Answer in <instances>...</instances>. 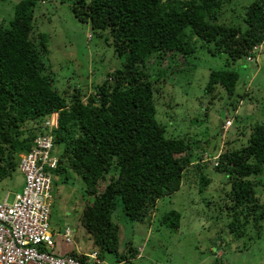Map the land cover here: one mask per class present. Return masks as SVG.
<instances>
[{
  "label": "trees",
  "instance_id": "trees-1",
  "mask_svg": "<svg viewBox=\"0 0 264 264\" xmlns=\"http://www.w3.org/2000/svg\"><path fill=\"white\" fill-rule=\"evenodd\" d=\"M46 1L20 0L8 27L0 26V182L17 171L20 155L31 151L44 133L43 123L57 112L58 128L51 134L58 165L52 174L66 181L72 171L82 180L85 204L79 220L93 239L91 252L101 261L112 256L107 264H131L139 253L128 242L127 251L119 254L120 230L112 220L116 208L121 207L126 222L143 224L157 200L178 192L194 157L189 142L168 138L156 120L159 89L149 60L160 62L177 53L184 59L200 43L212 56L242 61L264 43V0L245 6L244 30L218 23L220 9L232 0H58L70 2L74 17L93 33H106L122 60L85 104L78 91L68 102L43 74L47 37L34 38L33 32L36 5ZM237 80L234 70L210 71L205 92L213 95L219 86L232 95ZM228 131L221 128V135ZM236 141L224 142L211 168L231 185V204H225L233 211L228 234L237 239L252 230L259 238L264 218L256 194L260 183L251 178L264 169V124L251 129L246 144L230 148ZM199 183L201 192L211 182L201 175ZM180 221V213L171 210L159 223L176 232Z\"/></svg>",
  "mask_w": 264,
  "mask_h": 264
},
{
  "label": "rangeland",
  "instance_id": "rangeland-1",
  "mask_svg": "<svg viewBox=\"0 0 264 264\" xmlns=\"http://www.w3.org/2000/svg\"><path fill=\"white\" fill-rule=\"evenodd\" d=\"M19 1L0 0V26L8 27ZM252 1L232 0L223 5L218 23L244 30V8ZM70 5L58 0L38 2L33 37L37 34L47 37V50L41 58L45 65L43 74L52 88L68 102L78 91L85 104L87 96L96 92L95 86H101L107 74L121 68L122 60L109 45L110 40L106 41V33H93L89 24L74 17ZM200 46L196 44L195 53L184 59L177 53L167 54L160 62L154 57L148 62L150 76L157 80L159 89L156 120L165 126L168 138L189 142L194 157L178 192L157 200L143 224L126 222L121 207L116 208L112 220L120 230L119 254L127 251L128 242L139 253L131 264H264V218L259 238L252 230L242 238L230 236L227 224L233 220V211L226 210L225 204L226 200L230 203L227 196L231 185L226 175L211 168L216 154L226 148V140H237L230 147L237 148L246 144L254 126L264 124V43L253 48V57L245 62H232L225 54L212 56ZM226 69L238 73L234 93L228 95L219 86L213 95L206 93L210 71ZM227 118L232 120V126L222 136L219 123ZM58 152L56 148L52 153ZM201 175L211 183L200 192ZM251 179L260 183L256 194L264 214V169L260 176ZM23 186V176L16 171L0 182V200L8 192L7 203L11 204ZM84 204V184L74 172L69 171L66 181L53 176L49 224L57 244L53 248L55 255L74 251V246L66 244L61 235L65 228L70 229L73 244L77 243L82 252L92 251L93 239L79 220ZM171 210L181 215L176 232L159 223L161 216ZM108 259L114 261L112 256H106L105 260Z\"/></svg>",
  "mask_w": 264,
  "mask_h": 264
},
{
  "label": "built area",
  "instance_id": "built-area-1",
  "mask_svg": "<svg viewBox=\"0 0 264 264\" xmlns=\"http://www.w3.org/2000/svg\"><path fill=\"white\" fill-rule=\"evenodd\" d=\"M227 120L223 129L227 130ZM58 128V113L54 112L43 123L30 152L20 155L17 171L23 176L24 186L14 195L11 204L7 198L0 200V264H107L96 252L55 255L56 243L50 230L52 172L57 168L53 130ZM62 237L66 244L72 242L71 231L65 228ZM84 257L80 260L78 257Z\"/></svg>",
  "mask_w": 264,
  "mask_h": 264
},
{
  "label": "clouds",
  "instance_id": "clouds-1",
  "mask_svg": "<svg viewBox=\"0 0 264 264\" xmlns=\"http://www.w3.org/2000/svg\"><path fill=\"white\" fill-rule=\"evenodd\" d=\"M255 48V47H254ZM258 47L256 46V49H257ZM255 49V50H256ZM260 52H261V50H260ZM253 55H254V52L253 51H251V52H249V54L241 61V62H245L246 60L248 61V58H252L253 57ZM236 88V87H235ZM238 104H241V101L238 103ZM227 120H230L231 121V126H232V120L231 119H226L224 122H222V125H221V127L220 128H222L223 127V125H224V123L227 121ZM230 126V127H231ZM229 127V128H230ZM105 261V260H104ZM104 261H102L103 263H106V262H104Z\"/></svg>",
  "mask_w": 264,
  "mask_h": 264
},
{
  "label": "crops",
  "instance_id": "crops-1",
  "mask_svg": "<svg viewBox=\"0 0 264 264\" xmlns=\"http://www.w3.org/2000/svg\"><path fill=\"white\" fill-rule=\"evenodd\" d=\"M251 109V108H250ZM7 194H9L8 192H6L5 193V195H4V197H3V199L5 198V196L7 195ZM9 197V196H8ZM8 199V198H7ZM53 233V232H52ZM74 245V249H75V247H78V244L77 243H75V244H73ZM56 246H57V244H56ZM63 253H65V252H63Z\"/></svg>",
  "mask_w": 264,
  "mask_h": 264
},
{
  "label": "water",
  "instance_id": "water-1",
  "mask_svg": "<svg viewBox=\"0 0 264 264\" xmlns=\"http://www.w3.org/2000/svg\"><path fill=\"white\" fill-rule=\"evenodd\" d=\"M221 125H222V121H220V123H219V127H221Z\"/></svg>",
  "mask_w": 264,
  "mask_h": 264
}]
</instances>
